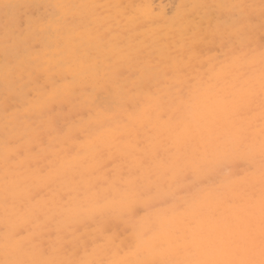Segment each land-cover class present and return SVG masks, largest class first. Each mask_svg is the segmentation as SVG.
<instances>
[{
	"label": "snow or ice",
	"instance_id": "snow-or-ice-1",
	"mask_svg": "<svg viewBox=\"0 0 264 264\" xmlns=\"http://www.w3.org/2000/svg\"><path fill=\"white\" fill-rule=\"evenodd\" d=\"M25 7L38 10L44 6L0 3V8L5 10L19 11ZM261 17L264 18V0H261ZM9 23L15 32L22 34L27 30L39 36L41 32L50 31L53 23L59 28L62 21L58 18L53 22L48 15H37L33 11L27 14L26 21L24 14H18L12 16ZM102 26L97 21L95 39L108 53L100 90L95 86L89 87L85 82L87 76L77 83V73L53 72L51 67L28 70L21 64L5 71V84L11 94L23 97L40 117L30 142L6 155V160L18 156L27 163L22 179L16 183L20 194L12 198L11 204L12 212L20 218L12 231L16 237H21L25 226L50 228L60 240L62 234L74 233L89 221L102 217L144 219L151 208L164 207L169 203V198L159 192L149 197L154 187L158 189L162 179L181 185L182 190H199L207 179L201 169L209 162V155L214 170H222L236 162L237 145L219 138L213 142L210 154L207 151L191 156L179 151L171 154L168 137L160 126L152 124V119L155 113L157 122L169 124L171 118L164 107L165 95H171L182 103L197 81L207 74L209 67L214 68L229 58L233 63L243 58V49L249 47L254 39L251 18L247 21L218 18L214 26L209 24L207 27L184 22L180 49H165L158 56L151 52L132 53L122 47L110 32L101 31ZM261 29L264 30V23ZM204 43L217 45V51L213 53L209 48L205 53L200 47ZM30 47L38 53L42 44L36 39ZM260 56V96L264 109V45ZM94 67L96 65L89 64L82 72L87 74ZM84 93H87L89 102L87 115L76 103ZM253 96L251 91L231 92L222 97L221 102L240 110L252 104ZM117 108L127 116L117 129L112 130L109 127L111 119L107 115L103 120L97 117L100 113L117 115ZM92 109L98 112L94 115ZM68 157L72 159L70 169ZM97 174H104L106 187L101 188L92 179ZM109 175L113 179H109ZM5 191L8 192L7 186ZM222 198L231 205L230 197L222 194ZM8 201L6 195V214ZM185 223V227L171 233L170 250L183 253L185 257L211 253L213 258L171 259L151 264H264V190L260 198L259 261L215 258L217 255L227 257L248 244L252 239L251 217L233 220L221 216L215 228L206 230L200 226L199 215L194 212ZM244 223L247 224L246 231L242 230ZM159 228L156 224L147 226L138 235L136 245L150 242L152 234ZM0 264L25 262L5 260Z\"/></svg>",
	"mask_w": 264,
	"mask_h": 264
},
{
	"label": "rangeland",
	"instance_id": "rangeland-1",
	"mask_svg": "<svg viewBox=\"0 0 264 264\" xmlns=\"http://www.w3.org/2000/svg\"><path fill=\"white\" fill-rule=\"evenodd\" d=\"M5 1L13 5L44 6L38 10L28 7L19 9V14H24L25 21L27 14L33 11L37 15H48L51 18L54 16V10L57 9L48 7L57 5L55 0H0V3ZM88 2L89 5H84V7L96 14L95 18L103 25L101 31L110 32L122 47L132 53L151 52L156 56L165 49L173 51L180 49L183 43L181 29L184 22L207 27L209 24L214 26L218 18L244 21L251 18L254 39L249 47L243 49V58L240 61L233 63L229 58L214 68L209 67L207 74L197 81L191 94L186 96L182 103L171 95L164 97V107L168 110L171 119L169 124L162 122L161 129L168 137L171 154H177L178 151L188 156L204 154L206 151L210 154L213 142L219 138L237 145V151L234 154L236 162L231 166H225L222 170H214V164L209 155V162L201 169L202 175L207 179L203 185H200L199 190L196 188L191 191L182 190L181 185L162 179L158 189L154 187L149 197L159 192L169 198V203L164 207L151 208L149 215L144 219L122 216L102 217L96 221H89L86 226L74 233L62 234L63 238L60 240L57 239L54 230L33 226H25L21 237L12 235L13 228L20 219L11 210L12 198L20 194L16 183L18 179H22L27 163L18 156L6 160V155L13 154L18 146H25L30 142L34 127L40 123V117L36 111L30 109L23 97L15 99L8 96L3 76L6 69H13L21 64L28 70L38 69L39 66L41 67L40 62L43 64L41 68H48V66L40 59L42 47L38 53L30 47L32 40L38 39L42 43L44 34L34 36L27 30L22 34L14 33L11 24L8 26L4 24L5 28L0 30L1 65L6 61L5 64L0 65V78L2 79V81L0 79V104L5 101L3 108L0 105V139L2 137L0 140V247L4 249L0 248V255L3 257L0 256V261L9 259L10 261H22L25 264H45V262L52 261L58 264H79V262H85V264H142V262H147L151 264L153 261L171 259L213 258L211 253H197L191 257H185L183 253L170 250L171 233L177 228L185 227V221L191 219L194 212L199 215L200 226L206 230L215 228L221 216L233 220L251 217L252 239L248 244L228 254L227 257L217 255L215 258L259 261L260 198L264 190V183H262L264 180V157H262L264 109L261 107L260 96L262 71L260 53L261 46L264 45V30L261 29V24L264 23V18L261 17V0H88ZM73 5H77V2ZM217 5L229 7L218 8ZM233 5L237 7H231ZM10 10H7V13ZM89 11L85 12L88 16H90ZM7 13L1 14V22L7 19L4 17ZM96 26L97 24L88 26L92 37L96 34ZM4 32L7 34L5 35ZM5 36L8 37L5 38ZM24 44L26 46H23ZM200 47L205 53H208L209 48L213 53L217 51V45L204 43ZM25 50H31L30 53L38 56L39 59L24 60L21 56L24 55ZM91 53L94 55L92 59L99 66L103 65L96 67L97 76L95 77H102L107 62L105 57L108 53L101 43ZM12 59H16L14 61L16 65ZM84 60L87 62V59ZM31 64L35 66L32 68ZM56 66L58 67L51 71L72 73L64 70L63 62L58 61ZM87 75L83 72L82 75L77 76V83H80L81 79ZM85 82L89 87L95 86L97 90H100L102 78L94 81L95 85L86 80ZM248 91L253 92L254 96L252 104L247 108L235 110L231 105L221 102V98L228 93ZM76 103L78 108L87 115L89 111L87 93L79 96ZM183 111L184 115L181 113ZM92 112L95 115L98 110L92 109ZM116 112L118 114L114 116L111 113H100L97 118L103 120L106 115L109 116L111 119L109 127L115 130L125 119L124 112L118 108ZM154 118L155 113H153L152 124ZM67 164L70 169L71 157L67 158ZM108 178L113 179L110 175ZM92 179L98 182L101 188L106 187L104 174H97ZM222 194L231 198V205L224 202ZM6 195L9 197L7 214L5 212ZM208 202H213V207L207 208ZM152 224L159 225V231L152 234L150 242H142L137 246L135 241L138 235ZM242 230H247L246 223L242 224ZM11 247L12 250H10Z\"/></svg>",
	"mask_w": 264,
	"mask_h": 264
},
{
	"label": "bare ground",
	"instance_id": "bare-ground-1",
	"mask_svg": "<svg viewBox=\"0 0 264 264\" xmlns=\"http://www.w3.org/2000/svg\"><path fill=\"white\" fill-rule=\"evenodd\" d=\"M4 1V0H2ZM24 1V0H23ZM29 1V0H28ZM6 2V1H5ZM77 2V5H73V3ZM97 2V1H94ZM9 3V2H8ZM55 3L57 5H62L63 7H59L57 9L54 10L55 13L53 17H51L50 19L54 22L56 19H60L62 21V24L60 25L59 28H57L56 24L53 23L52 29L50 31H44L41 32L42 34H44V40L42 41V54L40 53V59L43 60L44 64H46L48 67H51V69L58 67L56 66L58 61L63 62L65 64V71H70L72 73H77V76L82 75V69L85 68L87 65L89 64H94L97 66H99L97 64V62L92 59V57H94V55H92V51L96 48L97 45L100 46V43L97 39H95V36L92 37L90 30L88 28L89 25H95L97 24V19L95 18L94 13H91L92 10L89 11V9L85 8L84 5H89L88 0H55ZM89 11L90 16L86 15L85 12ZM6 12L7 10L0 8V30H3L5 27L3 26L4 24H6L7 26L10 24L9 23V19L12 16H16L18 15L20 12L18 10H10L5 17V21L1 22L2 19V13ZM52 16V15H51ZM3 17V18H4ZM25 19V18H24ZM11 27V26H10ZM9 28V27H8ZM7 28V29H8ZM6 32V31H5ZM4 32V33H5ZM11 32V31H10ZM28 32V31H27ZM17 33V32H14ZM29 33V32H28ZM31 33V32H30ZM1 34V33H0ZM7 33H5L6 35ZM18 36V35H17ZM16 36V37H17ZM43 36V35H42ZM8 36H5V38H7ZM15 37V38H16ZM27 37V36H26ZM29 37V36H28ZM4 38V35H3ZM20 38V36H19ZM32 38V37H30ZM34 38V37H33ZM2 39V38H0ZM18 39V38H17ZM13 40V39H12ZM25 40V39H24ZM15 41V40H14ZM17 41V40H16ZM22 41V40H21ZM34 41V40H32ZM31 41V42H32ZM11 42V41H10ZM13 42V41H12ZM19 42V40L17 41ZM16 42V44H17ZM59 42V44L57 43ZM125 42V40L123 41ZM2 43V41H1ZM4 43V42H3ZM14 43V42H13ZM30 44V43H29ZM1 46V45H0ZM4 46V45H3ZM13 46V45H12ZM23 46H26L25 44ZM2 47V46H1ZM21 47V46H20ZM8 48H10L8 46ZM3 49V48H2ZM17 49V48H16ZM28 49V48H27ZM32 49V48H31ZM101 49V48H100ZM8 50V49H6ZM5 50V51H6ZM29 50V49H28ZM25 50V53L23 56L24 60H28L30 59L31 61H36L37 58L34 54L30 53V51ZM13 51V50H12ZM21 51V50H20ZM19 51V52H20ZM35 51V50H34ZM2 52V51H1ZM22 52V51H21ZM8 53V52H7ZM16 53V52H14ZM37 54V53H36ZM6 55V53H5ZM21 55V54H20ZM15 56V55H14ZM4 57V56H3ZM9 57V56H8ZM13 57V56H12ZM52 57V59H50ZM54 57V58H53ZM11 58V57H10ZM17 59V58H16ZM16 59H12L13 63L14 61H16ZM20 59V58H19ZM87 59V62L84 60ZM3 60V59H2ZM40 60V61H41ZM55 60H58L55 62ZM18 61V60H17ZM23 61V60H20ZM103 61V60H102ZM101 61V62H102ZM6 62V61H5ZM5 62H3V64H5ZM19 62V61H18ZM17 62V63H18ZM11 63V62H9ZM31 63V62H30ZM34 63V62H33ZM2 64V65H3ZM15 64V63H14ZM107 64V62L105 63ZM1 65V63H0ZM1 65V66H2ZM12 65V64H11ZM16 65V64H15ZM28 65V64H27ZM34 65V64H33ZM40 65L42 67V62H40ZM7 66V65H6ZM18 66V65H17ZM32 66V64H31ZM35 66V65H34ZM32 66V68L34 67ZM103 65L99 66L102 67ZM14 66H12L13 68ZM39 66V68H41ZM96 67L92 68L90 70L89 73H87V78L86 81L89 83H92L95 85L94 81H99L102 77H95L97 76L96 74ZM37 68V67H36ZM2 70V69H1ZM106 70V65L104 67V71ZM65 73V72H64ZM102 73V71H101ZM3 74V73H2ZM5 75V74H4ZM4 77V76H3ZM1 79V78H0ZM2 81V79H1ZM5 85V83H4ZM91 87V86H90ZM7 88V87H6ZM8 90V93L11 98H15L18 99V96H14L13 94H11V91L9 88L5 89V91ZM7 93V94H8ZM4 96V95H2ZM1 96V97H2ZM7 96V97H8ZM4 100H6L5 98H2ZM10 99V98H8ZM11 101H13L11 99ZM10 101V102H11ZM22 101V100H21ZM5 102V101H3ZM3 102L0 104L1 108L3 105ZM184 102V101H183ZM12 103V102H11ZM14 104V103H13ZM14 106V105H13ZM20 106V105H19ZM27 106V105H26ZM187 108V106L185 107ZM183 107V109H185ZM31 109V108H30ZM37 113V112H36ZM182 115H184V111L181 112ZM6 114V113H5ZM8 114V113H7ZM127 114L125 113V115L123 116L126 119ZM12 117V116H11ZM109 117V116H108ZM111 117V116H110ZM1 119V118H0ZM155 119V118H154ZM4 122V121H3ZM1 124V123H0ZM153 124H156L158 126H162V122H157L156 120L153 121ZM216 138V137H215ZM2 139V137H1ZM0 139V140H1ZM17 140V139H16ZM18 142V141H17ZM1 144V143H0ZM1 149V148H0ZM3 151V150H2ZM237 157V156H236ZM18 165V164H17ZM15 171V170H14ZM3 172V171H2ZM12 182V181H11ZM16 189V188H15ZM2 192V191H1ZM182 192V191H181ZM175 199V198H174ZM10 204V203H9ZM213 202H208L207 203V208H211L213 207ZM204 205V204H203ZM11 214V213H10ZM8 217V216H7ZM15 218V217H14ZM12 219V218H11ZM14 220V219H13ZM11 223V222H10ZM15 224V223H14ZM10 228V227H9ZM32 229V228H31ZM100 233V232H99ZM34 235V234H33ZM3 236V235H1ZM27 236V235H26ZM108 236V235H107ZM47 237V236H46ZM92 237V236H90ZM25 238V237H24ZM29 238V237H28ZM27 238V239H28ZM41 238V237H40ZM78 238V237H76ZM5 239V237H4ZM15 239V238H14ZM8 240V239H6ZM25 241V240H24ZM22 241V242H24ZM56 241V240H55ZM1 242V241H0ZM14 242V241H13ZM19 242V241H18ZM34 242V241H33ZM38 242V241H37ZM83 242V240H82ZM99 242V241H97ZM15 243V242H14ZM11 244V243H10ZM30 245V243H29ZM46 245V244H45ZM14 246V244H13ZM28 246V245H27ZM57 246V245H56ZM7 247V246H6ZM2 248V247H0ZM18 248V247H17ZM16 248V250H17ZM31 248V247H30ZM33 248V247H32ZM39 248V246H38ZM3 249V248H2ZM10 249V248H9ZM23 249V248H22ZM4 250V249H3ZM12 250V247L11 249ZM37 250V249H36ZM47 250V249H46ZM90 250V249H89ZM1 252V251H0ZM14 252V251H13ZM23 252V251H22ZM31 252V251H30ZM35 252V250L33 251ZM4 253V251H3ZM43 253V252H42ZM6 255V253L4 254ZM3 255V256H4ZM11 255V254H10ZM46 255V254H45ZM50 255V254H49ZM1 256V255H0ZM23 256V255H22ZM38 256V255H37ZM99 256V255H98ZM2 257V256H1ZM3 258V257H2ZM8 258V257H7ZM20 258V257H18ZM23 259V258H22ZM20 259V260H22ZM4 260V259H3ZM2 260V261H3ZM9 260V259H8ZM37 262V261H36ZM28 263V262H27Z\"/></svg>",
	"mask_w": 264,
	"mask_h": 264
}]
</instances>
